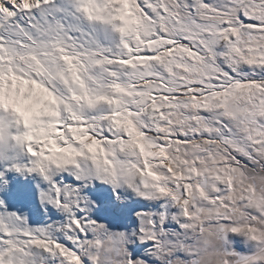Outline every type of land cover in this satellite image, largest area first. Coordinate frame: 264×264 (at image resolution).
<instances>
[{
	"label": "snow or ice",
	"instance_id": "1",
	"mask_svg": "<svg viewBox=\"0 0 264 264\" xmlns=\"http://www.w3.org/2000/svg\"><path fill=\"white\" fill-rule=\"evenodd\" d=\"M0 264H264V0H0Z\"/></svg>",
	"mask_w": 264,
	"mask_h": 264
}]
</instances>
